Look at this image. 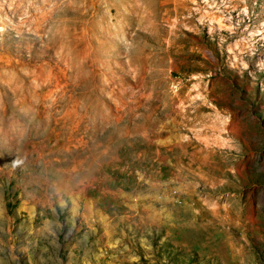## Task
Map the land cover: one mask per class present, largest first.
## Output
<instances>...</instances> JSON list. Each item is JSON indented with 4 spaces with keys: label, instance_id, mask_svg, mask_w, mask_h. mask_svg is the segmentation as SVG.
Wrapping results in <instances>:
<instances>
[{
    "label": "rangeland",
    "instance_id": "obj_1",
    "mask_svg": "<svg viewBox=\"0 0 264 264\" xmlns=\"http://www.w3.org/2000/svg\"><path fill=\"white\" fill-rule=\"evenodd\" d=\"M174 2L0 0V264H264V0Z\"/></svg>",
    "mask_w": 264,
    "mask_h": 264
},
{
    "label": "bare ground",
    "instance_id": "obj_2",
    "mask_svg": "<svg viewBox=\"0 0 264 264\" xmlns=\"http://www.w3.org/2000/svg\"><path fill=\"white\" fill-rule=\"evenodd\" d=\"M181 2V1H180ZM175 3V9H176V13H178V11L180 10L179 8H178V6L180 5L179 3H178V0H176V2H174ZM215 19V21L218 23V22H221V19H222V16H219V15H217L216 16V18H214ZM48 20V19H47ZM37 21H39L40 22V20H37ZM38 22V23H39ZM35 23V22H34ZM33 23V24H34ZM32 24V23H31ZM40 24H41V22H40ZM52 24V23H51ZM39 25V24H38ZM43 25V24H42ZM46 25V24H45ZM221 25H223V24H221ZM36 26H37V24H36ZM35 26V27H36ZM220 27V26H219ZM42 28V27H41ZM40 28V29H41ZM33 29H34V27H33ZM35 29H37V27L35 28ZM43 29V28H42ZM41 29V30H42ZM44 30V29H43ZM36 31V30H35ZM37 32V31H36ZM256 32V31H255ZM255 32H252L251 34L253 35V36H257L258 37V39H262V33H263V31L261 30L260 32L261 33H255ZM39 33V32H38ZM41 34V33H40ZM264 37V36H263ZM63 72H64V70H62ZM66 71V70H65ZM63 75H64V73H63ZM65 78V77H64ZM63 78V79H64ZM62 81V80H61ZM56 82V81H55ZM57 82H60L59 80L57 81ZM55 88V87H54ZM75 101H77V100H75ZM75 101H72L73 102V104H74V108L72 107V109H73V115L74 116H76V118H77V120L80 122L81 120L82 121H84V123H85V116H86V114H87V110H86V112H85V108L83 107V105H80V103H78L77 102V104L75 105ZM75 102V103H74ZM69 110V109H68ZM70 110H71V108H70ZM68 112V111H67ZM70 112V111H69ZM71 112H72V110H71ZM68 113H66V116H67V118H69V120H70V116H68L67 115ZM73 115H71V117H73V119L75 118ZM88 115V114H87ZM88 117V116H87ZM66 118V119H67ZM68 120V119H67ZM74 120H76V119H74ZM70 122H71V120H70ZM94 122V121H93ZM96 122V121H95ZM64 123H65V121H64ZM76 123V122H75ZM98 123V122H97ZM86 124H87V122H86ZM74 125H76V124H74ZM63 126V125H62ZM77 126V125H76ZM79 126V125H78ZM86 126V125H85ZM94 126V125H93ZM97 126V125H96ZM96 126H95V129H96ZM87 127H88V125H87ZM62 128V127H61ZM73 129H76V128H74V127H72ZM79 129H80V126L78 127ZM83 128V127H82ZM81 128V129H82ZM86 128V127H85ZM64 129V128H63ZM89 129V128H88ZM92 129H93V127H92ZM94 129V130H95ZM84 130H86V129H84ZM88 131V130H87ZM81 132V131H80ZM79 132V133H80ZM91 132H93L92 130H91ZM95 132V131H94ZM72 133V132H71ZM85 133V132H84ZM89 133V132H88ZM77 134V133H76ZM92 134V133H91Z\"/></svg>",
    "mask_w": 264,
    "mask_h": 264
}]
</instances>
